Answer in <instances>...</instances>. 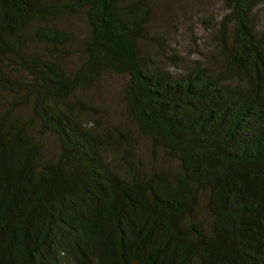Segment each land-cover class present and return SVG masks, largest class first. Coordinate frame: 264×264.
Instances as JSON below:
<instances>
[{
	"label": "trees",
	"instance_id": "obj_1",
	"mask_svg": "<svg viewBox=\"0 0 264 264\" xmlns=\"http://www.w3.org/2000/svg\"><path fill=\"white\" fill-rule=\"evenodd\" d=\"M154 1L0 0V264H264L259 0H224L213 51L177 73L141 44ZM108 74L175 168L137 167L131 131L82 120L98 110L78 91ZM121 139L126 172L105 152Z\"/></svg>",
	"mask_w": 264,
	"mask_h": 264
},
{
	"label": "rangeland",
	"instance_id": "obj_2",
	"mask_svg": "<svg viewBox=\"0 0 264 264\" xmlns=\"http://www.w3.org/2000/svg\"><path fill=\"white\" fill-rule=\"evenodd\" d=\"M224 12V0H155L152 17L147 25L148 36L142 39V47L147 54L156 57L163 67L175 73L185 70L196 59L213 51L216 26L210 21L218 20ZM255 15L258 29L264 30V0H259ZM64 22L77 35L66 58V64L73 67L82 58L80 40L88 28L82 16L68 17ZM158 37L163 38L164 42L157 40ZM172 51L182 56L183 64L179 65L180 68L174 67L168 58ZM126 81V75L108 74L92 87L79 90L78 96L98 110L81 113L82 120L97 125L102 131H131L134 142L131 161L137 167L148 170L168 165L175 168L176 162L167 160L162 151H153L150 142L140 135L127 114L123 101ZM121 140L123 147H118L114 140H110L105 152L109 158L114 159L120 171L126 172L125 157L129 151V142ZM48 143L50 150L56 148V140L53 137H48Z\"/></svg>",
	"mask_w": 264,
	"mask_h": 264
}]
</instances>
